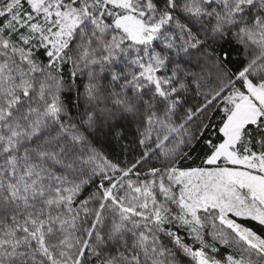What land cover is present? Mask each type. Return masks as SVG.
<instances>
[{"label":"snow or ice","instance_id":"obj_1","mask_svg":"<svg viewBox=\"0 0 264 264\" xmlns=\"http://www.w3.org/2000/svg\"><path fill=\"white\" fill-rule=\"evenodd\" d=\"M0 264H264V0H0Z\"/></svg>","mask_w":264,"mask_h":264}]
</instances>
